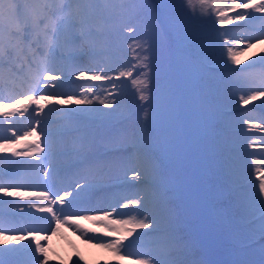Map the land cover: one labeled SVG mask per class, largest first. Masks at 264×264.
Segmentation results:
<instances>
[{"label":"snow or ice","instance_id":"6c2138e0","mask_svg":"<svg viewBox=\"0 0 264 264\" xmlns=\"http://www.w3.org/2000/svg\"><path fill=\"white\" fill-rule=\"evenodd\" d=\"M124 3L126 0H76L77 7L74 11L70 10L64 14V9L57 11L63 17L60 22L52 27L51 22L45 23L47 19V9L37 7L32 9L31 15L22 16L16 6L20 0H7L9 14L5 21L4 4L5 0H0V68L5 63L9 65L10 72L16 70L19 64L20 71L27 66L25 79L28 81L29 92H46V87H41L42 77L49 73H58L53 81L59 87L65 76L78 72L77 79H84L87 76L90 81H109L112 77L108 72L123 68L119 72L118 78L125 75L131 76L134 71L139 69V77L132 81L133 84L139 85L137 91L140 93L141 101L150 100V82L152 80L153 61L151 59L152 39L148 33L140 37H134L135 48L138 49L136 64L132 65L131 61H122L115 66H110L111 58L105 55L104 46H98L86 39V35L91 29L88 25L87 17L95 10L98 3ZM139 6H145L147 0H136ZM191 3V0H189ZM199 3L211 5L217 13V20L221 26L229 24L231 21H244L246 14L249 20L257 17L251 15L252 12L264 14V0H199ZM160 7L165 9L169 15L165 16L169 28L172 29L177 38L191 44H196L200 40V24L194 14L189 15L184 11L183 2L180 0H161ZM227 10V11H226ZM234 12L235 15H230ZM264 19V15L259 17ZM159 17H157V20ZM207 19H210L207 18ZM159 27V25H156ZM123 28L128 32L135 33L137 29L125 23ZM96 31H102L101 26L96 27ZM219 34V33H218ZM223 35H227L225 31ZM256 39H262L257 37ZM6 41V46H5ZM253 47V41L249 40L246 48ZM85 48L93 53L87 63H81L80 57L85 54ZM228 56L233 65L239 66L242 61L240 56L233 52L231 47L227 48ZM258 63L264 66V54L259 55ZM247 67V66H246ZM226 79H246V74L238 67L225 66ZM83 92L77 96L75 93H57L55 91L48 95H28L27 92L20 93L22 99L15 100L11 105L14 111L21 109L28 110L29 106L35 104L38 110H45L50 104L45 101H55V105H65L68 107L57 108L65 128L69 131H81L87 126L88 121H94L97 129L91 134L81 133L71 148H65L61 145L58 138L50 139L49 134L41 136L40 127H32L22 135L17 134L15 139L8 137L7 141L0 144V151L10 152L13 157L31 158L25 160H13V165H26L32 169L33 175L25 177L22 173H17L6 177L10 180L34 179L44 186L40 192L20 191L15 189L32 187L29 183H0V204L8 205L12 215H21L25 213L31 215L33 210L36 213L51 214V222L55 227L49 228L48 231L56 232L62 226L77 231L84 241L92 246L103 249L111 254L112 261H102L99 264H122V262L133 259L134 264H202V262L191 258V244L185 239L181 232L178 216L173 207L169 193L167 181L165 180L158 163L150 153H144L142 156L134 152L131 159L135 160L142 167L132 177L134 180L144 179L146 181L143 189L136 194V203L142 209L136 216L128 213V218H114L121 215L120 208L117 206L85 207L84 213L90 214H68L54 207L58 203L67 206L71 203L66 197H72L73 200L79 199L82 195L94 192L100 184V181L90 179L87 175L80 173L79 181L75 182V188L79 191H68V187L52 192L47 187L49 178H54L60 174L64 166L61 157L72 155L87 159L94 151V145L99 142L106 147L111 146L112 150H118L123 143V131L113 132L109 129L112 119L118 115L116 111L106 112L97 107V103L105 108H113V103L107 98H100L93 92L94 85H81ZM113 87H117L113 85ZM251 94L246 98L242 97L243 103L247 105L249 101H254L258 96H264V85L250 90ZM91 94V95H90ZM151 104L144 107L146 118L150 117ZM122 114V113H119ZM8 114L5 113V116ZM39 124V119H37ZM44 153V155H40ZM34 161V163H33ZM45 162L48 168L45 174H41V169L45 168ZM98 167L105 169V183H114L117 180L116 173L125 167V161L120 159L102 160L96 162ZM225 168L229 177L233 175V169L230 161H225ZM2 179V178H0ZM13 189V190H9ZM51 193V194H50ZM259 195L264 196V175L260 177ZM13 198V199H6ZM15 198H19V201ZM124 199H132L125 196ZM242 204L245 208L258 206L261 218L264 219V199H256L255 203L243 198ZM111 208V210H109ZM21 209L17 213L15 210ZM87 221L91 227L81 223ZM264 231V224L261 225ZM147 230V231H144ZM42 230L35 228H5L0 226V235L9 233H22L14 236L15 244L24 245L22 241H34V264H50L48 259V250L42 245L41 241L48 239L47 235L41 234ZM102 234L103 239L99 238ZM132 238V240H129ZM128 244L133 241H147V246L141 251L130 253L127 251ZM14 251L16 249H4ZM79 255V254H77ZM83 260V257H79ZM87 264V262H85Z\"/></svg>","mask_w":264,"mask_h":264},{"label":"rangeland","instance_id":"374dc122","mask_svg":"<svg viewBox=\"0 0 264 264\" xmlns=\"http://www.w3.org/2000/svg\"><path fill=\"white\" fill-rule=\"evenodd\" d=\"M63 1L73 2L72 9L74 10L77 7L76 0ZM149 1L151 4L155 2V5H158L159 10H156V13L165 21V28L162 30L158 40V46L153 38L154 31L148 33L152 39L151 58L158 60V56L162 54L161 50L166 48L165 44H167V48H170L169 42L171 40L173 42L172 49L174 50L175 48L176 50L174 51L176 66L174 63L173 66L170 61L171 73H168L167 70L165 72L161 70V73L164 74L160 76L164 78V81L168 80L170 82L171 79V82H173L172 87L175 94L171 99H167V103L159 101L157 103V109L151 110L150 117L145 119L155 132L153 137L149 138L148 146L152 150L150 154L160 164L159 168L167 181L169 197L172 198L171 203L175 206L176 214L180 215V219H178L179 223L189 233L187 240L191 244L192 252L195 251L196 253L191 258L202 262V264H264V258L254 261L261 254H264V238L261 239L264 235V231L261 229V225L264 224V219L261 218L258 206L245 208L241 202L243 198H246L255 203L256 200L253 199V194H245L241 198L237 188V183L240 180H252L254 178L260 180V177L264 175V112L260 111L261 114L254 113V117L250 115L248 120L244 118L246 114H242L243 125L240 131H243L244 137L248 139V142L241 135L242 141H236L235 144L242 146L251 145L254 154L241 153L243 163L247 170H241V167L234 166L232 168L233 175L229 177L225 168V162H223L226 155L221 151L223 149L221 145L223 139L217 125L221 118L219 109L223 107L222 92L214 83L215 76L219 72L216 69H219L221 67L220 65L223 64L217 63L209 57L212 49H216L217 43L223 44L220 45V48L226 44L223 40L219 42L213 40L215 35L213 33V27H216V24L219 25L216 19L217 13L212 9L210 4L202 6L199 0H191V3H189V0H182L184 11L189 15L194 14L200 18L198 20L200 24V40L197 43L196 49L192 51V55L195 54L198 59L197 62L192 58L193 56L191 54L189 55L188 48L184 46L182 40L179 42L175 32L169 28L168 22L165 19V16L169 15V13L160 7L161 0ZM177 2L179 3L180 0H177ZM135 5H137L136 7L139 10L140 6L137 3ZM44 8L47 9L46 7ZM6 11L9 14L8 9ZM47 14V19L44 22H51L52 26L55 27L61 18L57 19L54 17L48 9ZM141 14L142 16L145 15L146 18L148 16L153 17L155 11L153 9L150 11V9L147 10L145 8L142 9ZM229 14L235 15L234 12H230ZM256 14L261 13H251L255 17L257 16ZM7 17H5V20ZM209 17L210 19H207ZM259 17L249 20L246 14L244 21L230 22L231 24H238V27L234 29H239V31L232 32L230 35L233 38L229 41L231 44H234L233 52H236L240 56L242 61L241 65L252 61L258 62L259 55L264 54V19H260ZM250 23L256 24V26L252 30H247L246 27ZM229 24L223 25L222 27H230ZM226 27H224L225 30L228 29ZM223 31H221V34H223ZM143 35L145 34L143 33ZM257 37H262V39H256ZM249 40L253 41V47L246 48ZM184 56H192L193 61L189 57L185 59ZM220 56L221 54L219 58ZM85 58L86 55L84 54L80 57V62ZM177 70L180 72L181 85L177 83L179 81L174 75V71ZM91 74L87 73L84 79H77L78 76H76L72 80L67 81L68 84L64 87V83L61 84L62 86L57 87L50 81V78L55 79L59 74H46L43 77L41 85L44 86L43 82L48 81L47 91L41 92V94L48 95L53 91L57 93L66 91L67 94H70V88H77L78 91L75 94L79 96L84 90L81 85H85L87 76ZM248 82L250 85L246 88L243 86L241 92H238L237 88L229 86L223 89V92L226 93L224 96L227 99V107L245 105L242 97L246 98L251 94L250 90L264 85V81H258L256 83ZM180 86L182 92L179 90ZM185 91L186 94L184 93ZM179 92L181 94L183 93L184 98L180 99L177 96ZM197 96L205 97L203 102L198 101ZM22 98L19 97L17 99ZM12 101L15 100L13 99ZM44 103L50 104L51 106L45 110L35 108L38 115L36 117L31 115L30 120H19V117H24V119L28 117L27 110L8 114V129L5 131L3 139H7L8 137L15 139L17 134L22 135L32 127H40L42 129L41 132H44V122L47 121L44 114L52 110L53 106H55V101H45ZM249 104L264 109V96H258L256 100L249 101L247 107ZM33 105H30L28 109L34 110ZM163 106H169V110L166 111V108ZM3 107H5V104H3ZM64 107L66 106L62 105L60 108ZM175 110L176 113L179 111L184 118L182 129L185 139L183 133L179 132L180 129ZM143 115L145 114L143 113ZM236 116L240 117L239 115ZM55 117L58 118L55 128L58 133V137L56 138L60 141L65 137L64 133L66 128L59 112ZM37 119H39V124H37ZM247 131L249 132L247 133ZM78 137V131L72 132L69 136L65 137L63 147L71 148ZM1 141L2 144L5 143V141ZM95 149L106 151L108 155L114 152L111 146L106 147L99 140ZM186 149H188V154H186ZM189 154L191 157H187ZM40 155H44V153ZM5 156H11V153L2 151V158L4 159ZM78 157L76 155L61 157L64 161V166L57 176L58 184L63 178L62 172L65 171L64 169L67 165H74L75 167L71 173L76 172L77 174V169L79 168H77L78 166L77 164L75 165V162L79 159ZM249 157L253 161L252 166L250 165ZM189 158H191V163ZM104 160H110V157ZM47 166L48 164L45 162V168L41 169L42 175L47 170ZM134 167L138 171L141 165L135 161ZM190 168H192V172ZM4 171V167L0 165V173ZM137 171L133 172V176L136 175ZM85 172V175L88 177L93 175V177H89L90 179L100 181V184L105 183L106 171L98 167L97 164L93 165L89 170H85ZM121 174L122 172L118 171L116 176L118 177ZM79 181L83 182L80 179ZM2 182L3 179H0V183ZM74 189H76L75 183H72L71 187H68V191L72 192ZM60 194L64 195L63 191ZM0 197H3L2 192H0ZM66 198L68 199V197ZM70 198L72 197L69 196L68 200H72ZM75 201L78 203L77 206L67 209L64 211L65 213L73 215L77 213L90 214L84 213L83 209L93 205L97 207L112 205L119 207L121 211V215L114 218H128L129 211L120 207L114 196L106 195L98 187L94 192L82 195V197ZM54 207H58L59 210L62 207H70V203L66 207L59 203ZM77 208L79 210L75 212ZM0 210L8 211L6 205L3 204H0ZM256 219L258 220L255 222ZM247 221H251L250 229L248 227L246 228L245 224ZM81 223L91 227L87 221H81ZM42 225L37 224L35 228L42 230L41 234L47 235L48 237L46 241H41V243L48 250L50 264H85V262L87 264H98L93 262V258L94 256H100L105 250L86 243L83 237L73 229L62 226L56 232H51L48 229L55 227L54 222L51 225ZM99 238L103 239L102 234ZM21 243L24 245L23 248L15 244L14 237H7L5 239V236H0V253L8 251L4 249H16L11 251V255L18 254L15 263L23 262V264H31L28 260L32 259V264H34V241H31V247L29 246V240L22 241ZM136 243L137 241H134L127 247V251L130 253L139 252L147 246V242L145 244L139 243L140 245ZM81 256L83 260L79 259ZM122 264H134V260L129 259L122 262Z\"/></svg>","mask_w":264,"mask_h":264},{"label":"trees","instance_id":"16d2710c","mask_svg":"<svg viewBox=\"0 0 264 264\" xmlns=\"http://www.w3.org/2000/svg\"><path fill=\"white\" fill-rule=\"evenodd\" d=\"M135 3H136V0H126V2H124L122 4L117 2L115 4H117L118 7L116 5H109L107 12L110 15H113L114 12H117L118 8L120 9V11L125 12L126 17H129V24L134 26L138 30L132 34V39L134 40V45L136 43L134 37H140L143 35V33L144 34L148 33V29L151 27L152 28L151 33L154 31L153 38L156 41V44L158 46V40L160 38L162 30L165 28V26H164L165 21L160 17V15H158V13H156V16L159 17L158 21L160 22V25L157 22V17H155V15L153 17L148 16L147 18L145 17V15L142 16V14H141L142 9L146 8L147 10L150 9V11H151V9H153V5L150 3L149 0H147V3L145 6H140L139 10L137 9V7H136L137 5H135ZM155 9L159 10L158 5H155ZM157 24L159 25V27L156 26ZM213 33L215 34L213 37V40H216L217 42L221 41L222 36H220V34H218V33H220V29L213 28ZM177 40H178V38H177ZM180 41L181 40L179 39V42ZM182 42L184 43V46L188 48L189 55L190 54L192 55V51H194L196 49L197 43L191 44V43H188V42L183 41V40H182ZM169 43H170L169 51L167 48V44H165L167 50L165 51L166 48L161 50L162 54H160L158 56L159 59L155 60L154 58H151L153 61V71H152V80L150 82V92H149L150 100L147 101L145 104V106H146L150 103L151 104V110L157 109V103L159 101L167 103V99L168 100L171 99V97H173V95L175 94L173 87H172L173 82H171V79H170V82L168 80L164 81V78L160 76L161 74H164V73H161V70H163V72H165L167 70L168 73L169 72L171 73V69H170L169 65L166 64L168 54L171 55L172 65L174 63L176 66V59H175L176 57L174 55V51H176V50H175V48H174V50L172 49L173 42H171V40ZM138 51L139 50L136 49L137 54H138ZM220 54H221V56L219 58ZM192 56H184V58L187 59L189 57V59L191 61H193V59H194L195 61L198 62V59L196 58L195 54H193ZM209 57L212 58V60H214L215 62L223 64V65H220L221 67L219 69H216L219 72L215 76V80H214L215 85L218 88H221L222 85L226 84L230 80L225 78L226 73L223 70V67L226 65V63L223 60L222 53L219 49L218 43H217L216 49L213 48L212 52H210ZM228 65H230V64H228ZM177 73H178V78L180 81L179 70H177ZM166 75H167V73H166ZM140 78L142 79V77H140ZM184 93L186 94V91ZM197 97H198L197 100L201 101V102H203V100L205 98L202 96H197ZM181 98H184L183 93L181 94L180 99ZM221 98H222V102H223V107H221L220 109H224L227 107L226 106L227 99L225 98V96H223V94H222ZM136 101H140V93L137 96ZM163 107L166 108V111L169 110V106H163ZM220 117L221 118L218 121L217 125H218L219 132H220L222 139H223V142H221L223 149H221V151H223V154L226 155L225 160L223 159V162L230 161L232 168L234 166L240 167L241 163L236 158V155L240 151L237 149V147L231 146L230 145L231 142L229 141L230 139H237L236 134L234 132V129H238L239 127H237L234 124L233 119L230 115L220 114ZM145 119H147L145 117V115L142 117H138V118L132 120L131 122H129V126L134 128L136 130V132H138V134L146 135L150 126H149V123H147L145 121ZM167 137H169V135H167ZM148 150H150V152H152L151 148H149ZM158 165H160V164H158ZM238 192H239L241 198L245 194H254V196H253L254 198H256V199L260 198L259 189H257V188H252V189L251 188H240V189H238ZM187 235H189V233L187 232V230H185V236H187Z\"/></svg>","mask_w":264,"mask_h":264},{"label":"bare ground","instance_id":"6f19581e","mask_svg":"<svg viewBox=\"0 0 264 264\" xmlns=\"http://www.w3.org/2000/svg\"><path fill=\"white\" fill-rule=\"evenodd\" d=\"M33 106H34V110H31L30 113H32L33 111H35V108H37V106L35 104Z\"/></svg>","mask_w":264,"mask_h":264}]
</instances>
